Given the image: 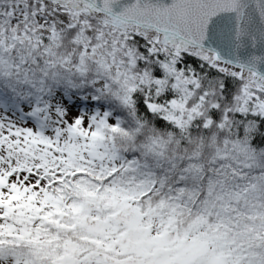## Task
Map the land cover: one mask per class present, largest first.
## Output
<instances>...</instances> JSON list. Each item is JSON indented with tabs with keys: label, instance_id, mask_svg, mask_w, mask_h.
<instances>
[{
	"label": "snow or ice",
	"instance_id": "obj_1",
	"mask_svg": "<svg viewBox=\"0 0 264 264\" xmlns=\"http://www.w3.org/2000/svg\"><path fill=\"white\" fill-rule=\"evenodd\" d=\"M0 264H264V0H0Z\"/></svg>",
	"mask_w": 264,
	"mask_h": 264
}]
</instances>
